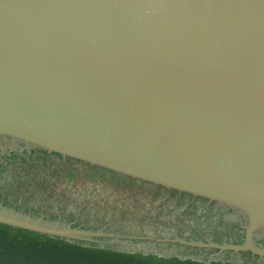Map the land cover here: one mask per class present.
<instances>
[{
    "label": "water",
    "instance_id": "water-1",
    "mask_svg": "<svg viewBox=\"0 0 264 264\" xmlns=\"http://www.w3.org/2000/svg\"><path fill=\"white\" fill-rule=\"evenodd\" d=\"M0 136L232 206L245 245L202 247L264 257V0H0ZM0 224L121 238L3 205Z\"/></svg>",
    "mask_w": 264,
    "mask_h": 264
},
{
    "label": "rangeland",
    "instance_id": "rangeland-1",
    "mask_svg": "<svg viewBox=\"0 0 264 264\" xmlns=\"http://www.w3.org/2000/svg\"><path fill=\"white\" fill-rule=\"evenodd\" d=\"M14 157L0 159V205L132 239L61 240L0 224V264H264L250 255L203 249L234 228L221 227L204 202L60 157Z\"/></svg>",
    "mask_w": 264,
    "mask_h": 264
},
{
    "label": "flooded vegetation",
    "instance_id": "flooded-vegetation-1",
    "mask_svg": "<svg viewBox=\"0 0 264 264\" xmlns=\"http://www.w3.org/2000/svg\"><path fill=\"white\" fill-rule=\"evenodd\" d=\"M23 154L26 155L32 154L34 156H39V157L46 155L44 152L38 149H34L20 142H16L12 139L0 136V159L1 157L15 158L14 156L16 155L21 157ZM173 193L181 197L189 198L192 201L204 202L208 206L210 213H213V217L215 216L219 219L218 222L221 224V227L223 228H226L228 226L234 227L232 231L227 232L225 234L224 240L221 241L222 243L220 242L221 244L226 243V244L235 245L237 247H243L245 245L246 233H247L246 232L247 220L241 211H239L238 209L232 206L219 203L216 201H210L207 199L193 197L192 195L189 194H183L177 192H173ZM250 246L251 248L253 247L256 250L264 251V232H261V230H257L255 233H253ZM218 247L222 248L226 246H218ZM219 252L221 251L218 250V253ZM230 253L232 252L230 251ZM237 255L239 256L253 255L254 257L261 259L260 256H258L257 251L253 252L250 249L241 251L237 253ZM262 260H264V258Z\"/></svg>",
    "mask_w": 264,
    "mask_h": 264
},
{
    "label": "trees",
    "instance_id": "trees-1",
    "mask_svg": "<svg viewBox=\"0 0 264 264\" xmlns=\"http://www.w3.org/2000/svg\"><path fill=\"white\" fill-rule=\"evenodd\" d=\"M47 156H50V157H59V156H57V155H47ZM87 166V165H86ZM87 167H89V166H87ZM98 170V169H97ZM100 170V169H99ZM101 171V170H100Z\"/></svg>",
    "mask_w": 264,
    "mask_h": 264
}]
</instances>
